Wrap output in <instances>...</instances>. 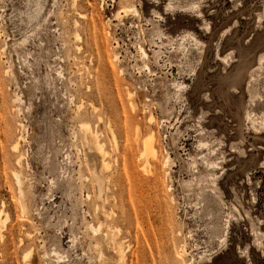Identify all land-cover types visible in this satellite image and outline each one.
Listing matches in <instances>:
<instances>
[{"label": "rangeland", "instance_id": "rangeland-1", "mask_svg": "<svg viewBox=\"0 0 264 264\" xmlns=\"http://www.w3.org/2000/svg\"><path fill=\"white\" fill-rule=\"evenodd\" d=\"M262 126L264 0H0V264H264Z\"/></svg>", "mask_w": 264, "mask_h": 264}, {"label": "bare ground", "instance_id": "bare-ground-1", "mask_svg": "<svg viewBox=\"0 0 264 264\" xmlns=\"http://www.w3.org/2000/svg\"><path fill=\"white\" fill-rule=\"evenodd\" d=\"M124 12H127V9L124 10ZM140 50H141V53L145 56V53L143 52V50L142 49H140ZM82 126L84 129L85 140H86L89 148L90 149L93 148L98 154L101 153V155H103L104 150H103L102 145L98 143V138H97L96 133L91 132L88 128V125H86V124H84ZM260 129L264 130V126H262ZM261 134H264V133H261ZM11 149H12V152H14V153L18 152V140L14 141V143L11 146ZM143 155L145 157L144 167H146V168H147V166L149 167V165L154 160H156L158 157V151L156 149L154 137L152 134L147 136L145 138V141L143 142ZM20 159H21L20 156H17V159H16L17 164L20 163ZM100 162H101V166L103 168L107 167L105 160L100 159ZM13 173L17 179L16 182L19 184L20 183L19 173L17 171H15ZM92 174H93V179H94L95 185H96L97 190H98V196H100L101 192L103 190L104 183L101 180V178L99 177L98 172L95 171V169H93ZM23 210H25V209H23ZM6 219L7 218L5 217V220ZM102 227L103 226L101 224H98V226H96V227L90 226L91 231H92V239L95 243V247L99 251H102V252L105 251L106 249L109 250L111 248L115 258L121 260L122 259V253L120 251V244L114 242V238H115L114 235L110 234V233L109 234L106 233L105 229H103ZM29 255H30V251L25 254L26 257H28Z\"/></svg>", "mask_w": 264, "mask_h": 264}]
</instances>
